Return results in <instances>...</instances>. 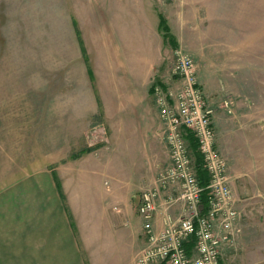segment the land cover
Wrapping results in <instances>:
<instances>
[{"label":"crops","instance_id":"crops-1","mask_svg":"<svg viewBox=\"0 0 264 264\" xmlns=\"http://www.w3.org/2000/svg\"><path fill=\"white\" fill-rule=\"evenodd\" d=\"M88 2L89 10H97L94 0ZM256 3L264 7V0L101 2L97 11H102V21L93 28L96 46L86 49L88 61L78 52L79 67L71 76L76 79L64 83L69 85V92L63 95L61 90L58 94L55 91L53 97L43 94L32 103L31 111L25 97V148L29 138L41 151H25V172L20 170V175L7 183L13 186L25 179V219L0 220V264H135V251L145 240L138 210L141 193L156 187L157 176L171 162L163 131H159L163 123L152 91L155 80L170 79L168 73L160 75L167 42L160 28L161 17L167 21L175 44L190 45V35H196L195 52L202 61L201 55L207 50L204 42L214 46V53L224 51L227 44L236 51L252 52L253 38L249 41V35ZM143 18L146 32L155 37L153 47L141 43ZM202 27L210 30L202 35ZM210 62L220 68L216 61ZM203 63L208 65V61ZM241 66L246 67L245 63ZM202 76L207 77L205 71ZM205 94L216 113L222 110L219 93ZM245 112L254 115L250 108ZM58 117L65 121L60 129L70 133L87 132L95 126L93 120H100L105 126L97 125L95 131L106 133L111 140L107 154L103 155L105 142L49 146L50 141L35 131H57ZM222 117L223 113L214 117L216 145L233 163V154L229 155L233 128ZM127 141L142 150L133 160L139 165L133 172L139 181L132 186L125 181V173L134 165L125 154L126 148H132ZM31 163L46 165V169L32 176ZM249 178L235 175L230 180L235 196L246 192ZM164 214L163 210L157 212L156 228L164 225Z\"/></svg>","mask_w":264,"mask_h":264},{"label":"rangeland","instance_id":"rangeland-1","mask_svg":"<svg viewBox=\"0 0 264 264\" xmlns=\"http://www.w3.org/2000/svg\"><path fill=\"white\" fill-rule=\"evenodd\" d=\"M102 1L94 0L97 10H100ZM256 4L253 8V32L249 35V41L253 38L252 52L236 51L234 46L230 48L227 44L223 48L228 51L214 53V46L204 42L207 50L200 61L195 52L198 48L196 35H190V45L175 44L168 27L170 34L167 39L164 37L167 42L164 63L160 67V75L170 73L173 51L178 46L195 57L203 89L206 93H219L221 97L218 99L222 110L217 109L216 113L212 103L216 118L223 113L225 123L233 128L231 144L235 147H231L229 154H233V163L221 152L228 164L229 178L232 180L235 175L250 177L248 186L244 188L246 192L235 196L241 217L235 227V242L225 250V264H264V7H260L263 4ZM97 10H89L88 0H0V220L25 219V179L13 186L7 183L16 179L20 170L25 172V151L28 154L41 151L29 138L25 148V97L28 99L27 110L31 111L41 95L53 97L55 91L58 94L61 90L64 95L69 90V85L64 83L76 79L71 76H75L79 67L78 52L83 53V58L88 61L86 49L96 46L93 28L102 21V11ZM257 12L261 16L260 13L255 14ZM144 22V18L141 19L142 25ZM164 22L168 26L165 18ZM209 30V27H202L200 31L204 35ZM142 33V45L151 44L153 47L155 37L146 32L144 25ZM93 58L96 56L93 55ZM204 61H208V65ZM210 61H216L220 68H214ZM242 63L246 67H242ZM204 71L206 78L202 76ZM209 81L212 82L209 84ZM10 106L11 109H8ZM249 108L254 115L246 114ZM12 111L15 113L12 114ZM57 119V131H35L36 135L50 141L49 146L86 144L85 141L88 146H94L105 142L103 155L107 154V144L110 147L111 140L107 139L106 133L95 131L97 125H104L100 120H93L95 126L89 127L87 132L70 133L60 129L65 125V121H60L63 117ZM162 129L163 126L159 131ZM82 139L84 142H81ZM112 140L115 142L116 138ZM131 145L132 148L125 149V154L132 166L135 154L141 156L142 150L136 147L135 142ZM70 150L67 149L68 153ZM191 153L192 160H195V154ZM231 164L234 166L231 167ZM136 165L125 173L127 185L132 186L139 181L133 173L137 170ZM40 166L35 163L29 165L32 176L33 172L46 169V165ZM34 168L37 169L33 171ZM241 187L242 184L238 183V188ZM36 188L33 186V189ZM239 203H246L247 206L241 207ZM118 251L124 250L119 248Z\"/></svg>","mask_w":264,"mask_h":264},{"label":"built area","instance_id":"built-area-1","mask_svg":"<svg viewBox=\"0 0 264 264\" xmlns=\"http://www.w3.org/2000/svg\"><path fill=\"white\" fill-rule=\"evenodd\" d=\"M172 60L170 79L152 85L171 162L157 176L156 187L141 193L138 210L145 240L135 264H225V250L235 242L241 212L227 161L216 145L215 108L199 81L194 56L178 46ZM187 131L198 142L207 184L198 176ZM160 210L165 213L164 225L156 228Z\"/></svg>","mask_w":264,"mask_h":264},{"label":"trees","instance_id":"trees-1","mask_svg":"<svg viewBox=\"0 0 264 264\" xmlns=\"http://www.w3.org/2000/svg\"><path fill=\"white\" fill-rule=\"evenodd\" d=\"M160 28H161V30L166 31V33H164V37L166 38L167 35H168V26L165 25L164 18H161ZM185 135H186L187 141L189 143L191 152H193V154H195V156H196L195 157L196 158L195 159V163H196L197 173H198V176L200 178V181L203 184H207V182H208V174L204 170V168L202 167V155H201V153L199 151V148H198V142H197L196 138L193 136V134L190 131H187ZM206 198H207V196H206V193H205L203 195V203L204 204L206 202Z\"/></svg>","mask_w":264,"mask_h":264},{"label":"water","instance_id":"water-1","mask_svg":"<svg viewBox=\"0 0 264 264\" xmlns=\"http://www.w3.org/2000/svg\"><path fill=\"white\" fill-rule=\"evenodd\" d=\"M200 207L202 208L203 207V204H201Z\"/></svg>","mask_w":264,"mask_h":264}]
</instances>
